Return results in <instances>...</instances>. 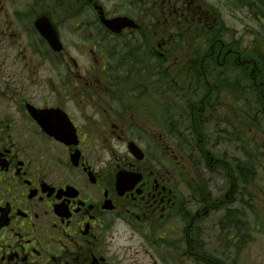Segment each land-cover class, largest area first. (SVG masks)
I'll use <instances>...</instances> for the list:
<instances>
[{"label": "flooded vegetation", "instance_id": "af4514ba", "mask_svg": "<svg viewBox=\"0 0 264 264\" xmlns=\"http://www.w3.org/2000/svg\"><path fill=\"white\" fill-rule=\"evenodd\" d=\"M221 1L0 0V264H264V150L206 137L264 116V27Z\"/></svg>", "mask_w": 264, "mask_h": 264}, {"label": "rangeland", "instance_id": "374dc122", "mask_svg": "<svg viewBox=\"0 0 264 264\" xmlns=\"http://www.w3.org/2000/svg\"><path fill=\"white\" fill-rule=\"evenodd\" d=\"M229 5H230V0H225ZM233 1V0H232ZM208 2L212 3L213 5L218 4L220 2H218V0H208ZM234 2V1H233ZM247 2V1H245ZM219 8H221V4L218 5ZM226 7V6H225ZM224 11L223 17L224 19L231 24L234 28L236 27L237 29H240V25L241 22L244 21L245 23H249V15L248 13L245 14L244 12L246 11H238V10H229L231 8H227L223 9ZM215 10V9H214ZM217 12V13H216ZM214 14L217 16L218 15V11H216ZM248 16V18H247ZM242 26V25H241ZM163 101V99H161ZM217 112V110H216ZM232 112L233 111H229V110H224V114L225 117L227 118H234L236 121V123H238L237 119H240L239 117H232ZM242 112L245 113L244 110H242ZM221 128L226 129V131H230V134L225 133V139L220 138L221 143L218 145V147L216 148L215 144L210 142V134L208 132H206V137H207V142L209 143V146L211 148H213L214 150H217V152L219 153V155L221 157L224 158V160L226 162H228L230 164V166H234L235 162L234 159L236 157V155H238V151H240L239 148H242L243 146H247V144H250L249 140H251V145L252 143H255L256 147L258 148V150H264V120H261V124H259L256 128L255 131H253V133L249 134L246 131H244L243 135L240 137L241 141L239 142H235V138H231L232 136H234V134L232 135L231 133H233V123H230V121H225L224 123H221ZM236 127V126H235ZM211 128V126H210ZM212 129V128H211ZM257 138V140H254V138ZM215 137H217V134H214V137H212L211 139L215 140ZM213 144V146L211 145ZM249 146V145H248ZM241 159H243V156L241 155L240 157ZM224 177V176H223ZM219 178L217 180V183L220 185H224V183L227 182V180L225 181V178ZM220 185V186H221ZM230 256V257H228ZM225 262L229 263V264H235L233 255H225ZM142 262H145V264H149V259L148 258H143L141 257Z\"/></svg>", "mask_w": 264, "mask_h": 264}, {"label": "water", "instance_id": "95a60500", "mask_svg": "<svg viewBox=\"0 0 264 264\" xmlns=\"http://www.w3.org/2000/svg\"><path fill=\"white\" fill-rule=\"evenodd\" d=\"M258 19L264 24V17L258 15Z\"/></svg>", "mask_w": 264, "mask_h": 264}, {"label": "trees", "instance_id": "16d2710c", "mask_svg": "<svg viewBox=\"0 0 264 264\" xmlns=\"http://www.w3.org/2000/svg\"><path fill=\"white\" fill-rule=\"evenodd\" d=\"M263 114H264V112L263 111H261Z\"/></svg>", "mask_w": 264, "mask_h": 264}]
</instances>
